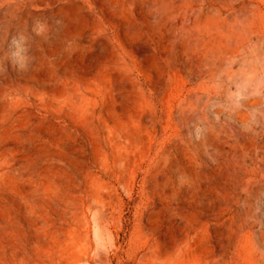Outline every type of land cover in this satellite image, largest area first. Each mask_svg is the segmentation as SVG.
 I'll return each mask as SVG.
<instances>
[{"label":"rangeland","instance_id":"obj_1","mask_svg":"<svg viewBox=\"0 0 264 264\" xmlns=\"http://www.w3.org/2000/svg\"><path fill=\"white\" fill-rule=\"evenodd\" d=\"M0 264H264V0H0Z\"/></svg>","mask_w":264,"mask_h":264}]
</instances>
